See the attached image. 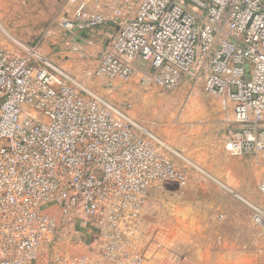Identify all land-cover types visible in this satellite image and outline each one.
<instances>
[{
  "label": "built area",
  "instance_id": "1",
  "mask_svg": "<svg viewBox=\"0 0 264 264\" xmlns=\"http://www.w3.org/2000/svg\"><path fill=\"white\" fill-rule=\"evenodd\" d=\"M61 1L73 7L65 27L76 36L116 28L97 75L127 80L143 62L163 88L190 78L228 113V154L264 151V0ZM13 41L14 50L0 44V264H144L150 188L213 177L130 103ZM253 209L264 235V209ZM58 212L92 230L88 253L56 250Z\"/></svg>",
  "mask_w": 264,
  "mask_h": 264
},
{
  "label": "rangeland",
  "instance_id": "2",
  "mask_svg": "<svg viewBox=\"0 0 264 264\" xmlns=\"http://www.w3.org/2000/svg\"><path fill=\"white\" fill-rule=\"evenodd\" d=\"M72 12L73 7L61 0H0V44L14 50L13 39H17L37 46L103 96L130 103L137 119L211 174L213 178L205 177L187 186L176 182L154 184L142 210L140 228L147 258L144 264H207V241L214 238L219 223L231 222L223 208L244 206L226 192L224 185L235 188L238 173H254L242 164L246 159L258 161L261 169L257 174L264 182V151L228 154L224 138L229 115L217 96L190 78L174 89H166L153 81L151 68L142 63L127 80L97 75L100 56L116 29L107 24L76 36L65 27ZM261 192L260 205L264 208ZM57 218L56 250L73 255L88 253L89 241L83 228L61 212ZM78 225L84 227V222Z\"/></svg>",
  "mask_w": 264,
  "mask_h": 264
},
{
  "label": "crops",
  "instance_id": "3",
  "mask_svg": "<svg viewBox=\"0 0 264 264\" xmlns=\"http://www.w3.org/2000/svg\"><path fill=\"white\" fill-rule=\"evenodd\" d=\"M108 25L116 29L112 24ZM142 64L146 65L143 62ZM140 65L141 63L139 67ZM242 164L249 170L253 169L254 173H238L235 188L226 185L228 189L225 190L242 201L244 206L223 208V213L231 217V222L219 223L214 230V238L207 241V264H264V237L259 235V227L253 221V206L264 209L260 205L261 185L264 182L261 175L257 174L261 167L258 166L257 160L246 159ZM83 230L87 240L95 239L92 230Z\"/></svg>",
  "mask_w": 264,
  "mask_h": 264
}]
</instances>
